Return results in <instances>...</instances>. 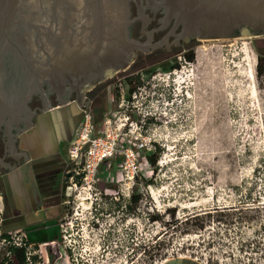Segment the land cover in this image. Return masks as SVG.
Returning <instances> with one entry per match:
<instances>
[{"label": "rangeland", "instance_id": "374dc122", "mask_svg": "<svg viewBox=\"0 0 264 264\" xmlns=\"http://www.w3.org/2000/svg\"><path fill=\"white\" fill-rule=\"evenodd\" d=\"M260 53L264 38L201 41L165 57L135 56L109 76L91 105L95 129L113 116L127 136L94 187L64 190L59 247L47 249L48 264H264ZM155 152L153 168L146 156ZM198 215L207 216L185 222ZM0 233V264H17L1 223ZM30 250L25 264H46L38 246Z\"/></svg>", "mask_w": 264, "mask_h": 264}, {"label": "water", "instance_id": "95a60500", "mask_svg": "<svg viewBox=\"0 0 264 264\" xmlns=\"http://www.w3.org/2000/svg\"><path fill=\"white\" fill-rule=\"evenodd\" d=\"M138 20L161 12L160 28H173L156 44L131 38V6ZM180 29L178 34L175 31ZM264 38V0H0V132L9 140L34 126L24 119L31 100L56 95L58 106L82 103V92L127 70L136 53L167 44ZM76 97L72 98L71 94ZM54 108V107H52ZM45 106L40 113L52 109ZM0 145V164L11 170L27 160ZM51 248V244L46 245Z\"/></svg>", "mask_w": 264, "mask_h": 264}, {"label": "crops", "instance_id": "0c3cea01", "mask_svg": "<svg viewBox=\"0 0 264 264\" xmlns=\"http://www.w3.org/2000/svg\"><path fill=\"white\" fill-rule=\"evenodd\" d=\"M75 103L38 114L19 136L15 151L27 160L8 170L0 164V220L6 235L22 232L31 246L57 239L65 217L67 151L80 123ZM105 161L100 169L109 166ZM102 170V172H103Z\"/></svg>", "mask_w": 264, "mask_h": 264}, {"label": "built area", "instance_id": "2783aa9c", "mask_svg": "<svg viewBox=\"0 0 264 264\" xmlns=\"http://www.w3.org/2000/svg\"><path fill=\"white\" fill-rule=\"evenodd\" d=\"M80 112L81 120L67 151L66 194L72 189H77L78 186L87 189L94 187L97 183L100 166L116 156L119 139L127 136L125 133L126 123L122 124L119 118L106 116L99 129L96 130L91 108L84 105L80 107ZM124 158L125 170L129 172L130 168H134L135 158L132 151L125 152ZM8 236L9 240H3V242L10 248L24 249L26 261H29L30 257L33 256L30 250L32 246L26 244L24 234L19 232ZM50 244L52 249L59 247L57 240ZM38 247L40 258L48 264L47 249L51 248L46 245Z\"/></svg>", "mask_w": 264, "mask_h": 264}, {"label": "flooded vegetation", "instance_id": "af4514ba", "mask_svg": "<svg viewBox=\"0 0 264 264\" xmlns=\"http://www.w3.org/2000/svg\"><path fill=\"white\" fill-rule=\"evenodd\" d=\"M131 13H132V19L135 20L130 28L131 38L141 43H145L148 40V34H151L152 44L159 43L164 39L166 35L170 33V31L173 28V24H171L167 29L163 31H158V29L161 26L160 20L163 17L160 11L156 13H152L149 10L145 11L144 13L145 18H146L144 19L145 21L138 20V13L134 5L131 6ZM179 32H180V29H177L175 31V34H178ZM173 41H174V38L170 37L168 39L167 44L163 45V47H159L152 51L150 50L148 54L140 53V54H137L136 56L138 58H140V56L144 58L152 57V56L165 57V56L170 55L177 48H183L188 45H191L192 43H196L195 41H189V42H182L180 45H174ZM133 62H136V61H133ZM133 62L131 63V65L133 64ZM110 82H111V79L110 77H108L105 82L98 84L91 89L84 90L81 96L82 103L79 106V111H80V107L84 105L87 107L89 106L91 108V105L93 104V101L95 100V98H97L99 94H101L102 90ZM71 97L75 98L76 94L72 93ZM58 99L59 98L56 95H47L46 90H44V93L42 95L34 97L31 100V102L28 104V112L25 114L24 119L25 120L31 119L30 114H33L34 117L32 119V122L34 123L35 117L38 114H40V111H42V109L45 106H47V109L52 108V107H57ZM22 126L23 124L21 125L20 123L12 124V130H11V135H10V137H12L10 139V141L12 140L11 143L8 142L9 135L6 133V130H5L7 127L6 126L2 127V132H0V145L4 148L5 152L10 153L12 145L18 142L19 136L16 135V130L21 129Z\"/></svg>", "mask_w": 264, "mask_h": 264}, {"label": "trees", "instance_id": "16d2710c", "mask_svg": "<svg viewBox=\"0 0 264 264\" xmlns=\"http://www.w3.org/2000/svg\"><path fill=\"white\" fill-rule=\"evenodd\" d=\"M184 60L187 63H192L194 61V54L192 53V51L185 52ZM256 69H257V72H258L259 75L264 72V54H262V53H260L258 55ZM135 88H136V85L133 84L132 81H130L129 82V90H128V92L129 93H133ZM93 114H94V117H95L96 112L93 111ZM263 131H264V120H263ZM146 160L150 164L151 167L156 168V164H157V160H158L157 153L155 152L153 154L147 155L146 156ZM131 202L136 205L139 202V197L138 196H133L131 198ZM204 216H207V215H200V216L198 215V216H195V217H192V218H188L185 222L201 221L204 218ZM150 220L152 222H157V221H160L161 219L159 217H156V218H150ZM203 225L204 224H202L200 226V228H203ZM9 250H10L9 251V255L13 256L16 259L17 264H25L26 257H25L24 249L9 248Z\"/></svg>", "mask_w": 264, "mask_h": 264}, {"label": "bare ground", "instance_id": "6f19581e", "mask_svg": "<svg viewBox=\"0 0 264 264\" xmlns=\"http://www.w3.org/2000/svg\"><path fill=\"white\" fill-rule=\"evenodd\" d=\"M250 77V76H249Z\"/></svg>", "mask_w": 264, "mask_h": 264}]
</instances>
